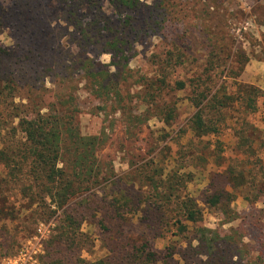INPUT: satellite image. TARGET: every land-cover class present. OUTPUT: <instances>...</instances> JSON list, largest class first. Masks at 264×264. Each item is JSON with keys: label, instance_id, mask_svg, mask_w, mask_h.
Instances as JSON below:
<instances>
[{"label": "rangeland", "instance_id": "obj_1", "mask_svg": "<svg viewBox=\"0 0 264 264\" xmlns=\"http://www.w3.org/2000/svg\"><path fill=\"white\" fill-rule=\"evenodd\" d=\"M139 3L125 54L126 68L134 77L123 80L112 64L111 46L103 44L115 32L118 19L109 0H85L72 13L61 0H0V89L8 92L6 98L0 95L1 135L5 128L15 127L20 116L51 112L62 100L72 102V117L81 134L106 139L96 155L103 175H113L110 185L102 186L104 182L68 201L66 207L78 213L79 235L60 242L56 255L62 261L55 264H93L123 248L133 251L145 240L156 252L153 264H196V258H204L196 250L193 257L187 256L186 240L166 256L170 232L153 217L156 210L146 201L140 206L146 211L134 212L123 223L106 209L101 199L110 197L113 180L120 184L116 189L148 194V186L137 182L145 165L183 175L185 193L202 211L198 225L225 239L236 232L243 250L239 245L230 260H254L263 253L264 243V0ZM85 57L113 73L126 104L113 99L104 103L102 94H93L80 68ZM158 79H163V86L150 87ZM177 80L184 81L183 89L174 88ZM250 86L257 94H249ZM199 87L208 91L207 98L200 99ZM216 90L218 96L232 97L231 106L223 111L218 134L197 137L190 131V118L199 106L207 108L206 101ZM242 95L252 102L247 108L240 105ZM165 104L175 108L168 125L159 113ZM140 113L146 120L129 126L128 117ZM229 171L237 175L234 182ZM4 189L0 258L13 255L42 223L49 231L39 264H48L46 247L56 239L63 208L56 209L46 198L43 209L36 203L24 209L18 186ZM214 196L220 200L211 206ZM12 211L16 218H3L1 213L10 216ZM164 227L167 232L161 233ZM192 246L196 247L195 240ZM123 264L143 263L132 259Z\"/></svg>", "mask_w": 264, "mask_h": 264}, {"label": "trees", "instance_id": "obj_2", "mask_svg": "<svg viewBox=\"0 0 264 264\" xmlns=\"http://www.w3.org/2000/svg\"><path fill=\"white\" fill-rule=\"evenodd\" d=\"M61 2L67 7V12L72 13L81 3H85V0H61ZM109 2L117 11L118 19L114 25L115 32L107 36L103 44L111 46L109 53L112 64L116 66V71L122 74L121 78L131 79L134 75H131V71L126 68L125 54L131 44L129 41L133 24L131 18L140 3L139 0H109ZM111 26L108 25L109 28ZM79 32H83L82 29ZM80 68L83 70L85 83L95 96L102 94L101 100L104 103L113 99L114 102L122 100L121 103L126 104L121 97L118 82L112 79L113 73L111 74L109 69L97 67V64L88 57L83 59ZM140 78L139 76L135 79V82H138ZM162 82L163 79L153 80L150 87L160 89L163 86ZM184 87V81H175V89ZM248 89H250L249 94H257L255 87L250 86ZM218 92L219 90H216L207 99V108L196 104L199 108L191 116L189 127L197 137L214 136L220 132V124L225 120L223 111L231 106L232 97L226 93L218 96ZM199 94L200 99L203 100L207 98L208 91L205 92V87H199ZM0 95L6 98L8 92H5L4 88L0 89ZM241 98L243 103L240 105L245 108L252 104L250 99L246 101L244 95ZM56 106L53 111L49 110L43 114L36 113L34 117L14 115L15 117L20 116L16 126L5 128L2 135L0 129V201L3 202L6 186L17 185L18 193L25 200L24 209H29L34 203L43 209L46 198H49L56 209L63 208V219L58 225L56 239L49 240V246L46 247L48 264L62 261L56 255L58 245L62 240L79 235L78 213L66 207L68 201L74 196L100 188L104 182L106 183L102 186L110 185L109 180L113 176L103 175L104 171L96 155L98 148L105 143L106 139L100 134H81L72 117L74 108L71 107V101L59 100ZM120 108L122 114H125L124 108L122 106ZM159 113L162 116L161 119L168 125L175 117V108L165 104L160 108ZM141 116L142 113L129 116L128 125L135 126L146 120ZM149 167L144 166L145 170L141 171V178L137 181L143 184L141 186H148V194L138 195L125 192V189H116L120 184L113 180L115 187L109 193L110 197H106L107 195L102 197L101 201L118 223L127 222L134 212L146 211L140 208L141 203L146 201L147 205L156 210L153 217L158 219V223L162 220L170 232L171 241L166 247V256H172L177 244L186 240L187 246L183 251L187 256L193 257L198 251L204 257L203 259L196 258L198 260L196 264H264V243L260 245L263 253L257 255L254 260L244 259L243 262L236 260L237 262L233 263L230 260L236 255L232 253L233 250L239 249V245L240 251L243 250L236 232L229 239H225L220 237L215 230L198 225L202 220V211L197 200L185 193L186 184L183 175L178 174L176 170L165 171L164 168L156 165H149ZM228 177L233 182L237 180V175H234L232 171L228 172ZM235 184H239L238 181ZM102 192L104 193V190ZM219 200V196L211 197L209 204L216 205ZM1 214L3 218H16L13 211L9 212L10 216H7L8 213ZM147 217V214L143 216V218ZM165 227L161 233L167 232ZM192 240L196 241V247L192 246ZM147 245L145 240L133 251L123 248V251L118 254L105 256L93 264H123V260L128 262L132 259H141L143 264H153L157 257L156 252Z\"/></svg>", "mask_w": 264, "mask_h": 264}, {"label": "built area", "instance_id": "obj_3", "mask_svg": "<svg viewBox=\"0 0 264 264\" xmlns=\"http://www.w3.org/2000/svg\"><path fill=\"white\" fill-rule=\"evenodd\" d=\"M49 226L39 223L35 234L23 242L13 255L0 258V264H39L42 243L48 234Z\"/></svg>", "mask_w": 264, "mask_h": 264}]
</instances>
